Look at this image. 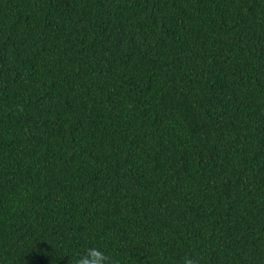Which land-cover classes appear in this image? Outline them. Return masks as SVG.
<instances>
[{"label": "trees", "instance_id": "trees-1", "mask_svg": "<svg viewBox=\"0 0 264 264\" xmlns=\"http://www.w3.org/2000/svg\"><path fill=\"white\" fill-rule=\"evenodd\" d=\"M264 264V0H0V264Z\"/></svg>", "mask_w": 264, "mask_h": 264}, {"label": "clouds", "instance_id": "clouds-1", "mask_svg": "<svg viewBox=\"0 0 264 264\" xmlns=\"http://www.w3.org/2000/svg\"><path fill=\"white\" fill-rule=\"evenodd\" d=\"M72 264H120V261L99 247H88L75 256ZM178 264H199V262L193 255L185 253Z\"/></svg>", "mask_w": 264, "mask_h": 264}]
</instances>
